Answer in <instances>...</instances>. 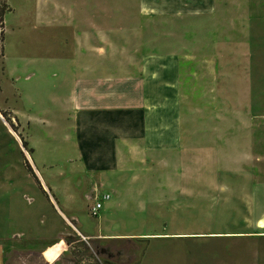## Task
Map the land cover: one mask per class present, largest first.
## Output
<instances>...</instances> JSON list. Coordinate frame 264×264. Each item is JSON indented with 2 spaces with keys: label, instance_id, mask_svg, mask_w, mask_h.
I'll list each match as a JSON object with an SVG mask.
<instances>
[{
  "label": "crops",
  "instance_id": "obj_1",
  "mask_svg": "<svg viewBox=\"0 0 264 264\" xmlns=\"http://www.w3.org/2000/svg\"><path fill=\"white\" fill-rule=\"evenodd\" d=\"M20 1H32L33 10L25 13L19 1L17 6L7 3L8 8L17 10L18 20L27 18L30 30H49L66 42L73 36L74 51L59 60L77 69L65 79L71 85L67 108L74 115L77 146L88 173L96 170L104 180L124 178L126 187L114 188L122 195L127 190L143 192L139 181L160 172L154 166L164 169L168 179L196 181L204 176V187L190 183L186 188L190 195L220 196L222 204L235 194L251 196L258 211L263 210L264 171L258 165L264 164V139L258 119L264 120V113L246 106L249 82L245 76L197 74L202 66L241 67L226 62L229 37L256 35L264 29V14L257 13L261 0ZM22 25L13 27L20 30ZM186 68L189 75H183ZM231 100L237 106L230 108ZM230 165H238V170ZM202 166L205 171H199ZM235 176L236 184L230 182ZM168 188L175 195L183 192L181 184ZM56 208L70 226L74 221L80 230L85 228L79 216ZM40 211L30 217L35 219ZM263 213L248 225L244 218L242 229L224 234L264 238ZM44 225L29 221L24 232L14 230L2 237L0 264H74L64 243L51 263L41 258L55 238H67L62 231L54 235L53 220ZM77 233L80 239L107 237ZM255 253L256 264H264L259 251ZM105 254L112 264L109 251Z\"/></svg>",
  "mask_w": 264,
  "mask_h": 264
},
{
  "label": "rangeland",
  "instance_id": "obj_2",
  "mask_svg": "<svg viewBox=\"0 0 264 264\" xmlns=\"http://www.w3.org/2000/svg\"><path fill=\"white\" fill-rule=\"evenodd\" d=\"M18 1L25 13L33 10L32 1L7 3L17 6ZM258 12L264 14V0ZM16 15L14 8L5 12L0 48V242L14 230L24 232L29 221L44 228L48 220H53L57 226L54 235L62 231L67 238H55L53 245L40 253L45 263L53 261L62 243L67 244L66 253L74 264H109L105 254L108 251L112 264H256L258 251V257L264 258V238H232L237 235L224 234L242 229L244 218L246 225L253 223L264 212V202L263 210L258 211L260 206H254L251 196L235 194L230 202L222 204L220 196L202 192L190 195L186 188L190 183L204 187V176L196 181L168 179L164 169L156 166L154 170L160 172L139 181L143 192L127 190L123 195L114 193V188L126 187L124 178L104 180L96 170L88 173L77 146L74 115L67 108L71 85L65 79L77 69L59 60L74 51L73 36L68 35L66 42L49 30H30V21L18 20ZM17 22L23 24L20 30L13 27ZM227 46L226 62L240 63L241 67L202 66L197 74L245 76L251 88L246 106L264 113V29L251 36L231 35ZM216 59L214 56L213 61ZM189 73L190 68L183 69V75ZM231 90L237 91L233 87ZM234 106L237 101L231 100L230 108ZM258 124L264 139V120L258 119ZM251 166L254 165L247 168ZM230 167L238 170V165ZM258 167L264 171V164ZM183 171L188 167L183 165ZM199 171H205L204 166ZM230 182L238 183L237 177ZM179 184L183 186L182 194H172L168 186ZM93 192L100 197L110 193L97 216L88 209L93 203L88 197ZM56 206L66 210L67 216H79L85 225L82 231L107 237L80 239V227L74 221L70 226ZM36 209L41 211L34 219L30 214Z\"/></svg>",
  "mask_w": 264,
  "mask_h": 264
},
{
  "label": "built area",
  "instance_id": "obj_3",
  "mask_svg": "<svg viewBox=\"0 0 264 264\" xmlns=\"http://www.w3.org/2000/svg\"><path fill=\"white\" fill-rule=\"evenodd\" d=\"M90 200H93L90 204V206L88 207L89 209V213L93 216H97L100 209L102 208V201L103 200H108L110 199V193H105L103 195L98 196L97 193L93 192V195L88 197Z\"/></svg>",
  "mask_w": 264,
  "mask_h": 264
},
{
  "label": "trees",
  "instance_id": "obj_4",
  "mask_svg": "<svg viewBox=\"0 0 264 264\" xmlns=\"http://www.w3.org/2000/svg\"><path fill=\"white\" fill-rule=\"evenodd\" d=\"M8 10V5L5 0H0V48H1V42L3 39V32H4V15L5 12ZM1 56H3L2 49H1ZM23 146H25V143L22 142ZM28 169L31 171L33 174V171L30 167V165L27 163Z\"/></svg>",
  "mask_w": 264,
  "mask_h": 264
}]
</instances>
